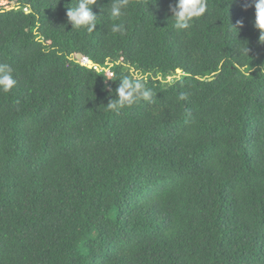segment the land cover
<instances>
[{
    "label": "trees",
    "instance_id": "1",
    "mask_svg": "<svg viewBox=\"0 0 264 264\" xmlns=\"http://www.w3.org/2000/svg\"><path fill=\"white\" fill-rule=\"evenodd\" d=\"M1 2L0 264H264L256 0H204L188 29L177 0L115 21L98 0L92 33L72 0ZM133 73L152 99L107 108Z\"/></svg>",
    "mask_w": 264,
    "mask_h": 264
},
{
    "label": "clouds",
    "instance_id": "2",
    "mask_svg": "<svg viewBox=\"0 0 264 264\" xmlns=\"http://www.w3.org/2000/svg\"><path fill=\"white\" fill-rule=\"evenodd\" d=\"M98 4V0H72L67 6L68 23L73 29L85 28L87 32L92 33L96 30L98 20L101 16L93 11L94 6ZM129 6V0H112L107 7V15L113 21L118 20L124 15L125 10ZM256 20L255 26L260 31V42L264 44V0H256ZM172 19L175 20L177 29H188L190 22L197 17L204 16L206 12V3L204 0H177L176 4L170 8ZM238 27L242 26V22H237ZM236 29V28H235ZM112 33H121L125 31L122 23H112L110 26ZM248 54V48L246 49ZM88 66H95L92 62L86 63ZM91 68V67H90ZM95 69L102 71L100 67ZM181 70V69H178ZM183 73V71H182ZM146 76L140 73L125 75L119 80L116 89V99H113L107 106L109 109H119L125 105H130L139 99L150 101L153 93L151 89L146 87ZM106 80L111 81V78ZM17 84V80L13 75V69L8 64H0V91L9 92ZM183 98V97H181Z\"/></svg>",
    "mask_w": 264,
    "mask_h": 264
},
{
    "label": "water",
    "instance_id": "3",
    "mask_svg": "<svg viewBox=\"0 0 264 264\" xmlns=\"http://www.w3.org/2000/svg\"><path fill=\"white\" fill-rule=\"evenodd\" d=\"M92 68V65H89ZM177 73L182 74V70H177Z\"/></svg>",
    "mask_w": 264,
    "mask_h": 264
},
{
    "label": "rangeland",
    "instance_id": "4",
    "mask_svg": "<svg viewBox=\"0 0 264 264\" xmlns=\"http://www.w3.org/2000/svg\"><path fill=\"white\" fill-rule=\"evenodd\" d=\"M7 4H6V2H1L0 3V6H6Z\"/></svg>",
    "mask_w": 264,
    "mask_h": 264
}]
</instances>
